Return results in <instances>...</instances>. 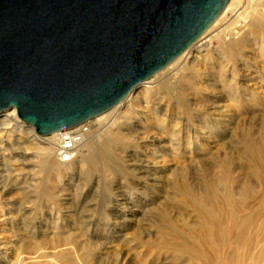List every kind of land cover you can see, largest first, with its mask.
<instances>
[{
    "label": "rangeland",
    "instance_id": "1",
    "mask_svg": "<svg viewBox=\"0 0 264 264\" xmlns=\"http://www.w3.org/2000/svg\"><path fill=\"white\" fill-rule=\"evenodd\" d=\"M255 43L257 44L254 46L245 47L241 60L236 61L237 76L235 78L241 85L228 91L217 80L218 77L212 78L213 69L217 65H211L205 58L208 55L207 51H203L201 53L203 56L198 58L205 62V68L212 67V70L209 74L206 70L205 76L195 79L196 85L201 84L203 88L198 87L199 91L189 96L186 105L191 107L200 104L209 111L218 112L222 111L225 105L231 104L235 111L225 127L219 125L208 140H206L207 136L199 139V134L191 136L193 131L191 128H182L184 132H180V137L178 135L177 139H174L179 146L177 150L175 149L173 156L167 150L171 146L170 138H168L170 134L155 128V124L153 126L145 124L147 120L153 122V119L150 118V105L145 104V96L140 98L139 105L135 108L145 112L144 118L133 120L130 127L140 126L139 133L135 136H141V139L137 140V143L131 141L125 147L121 154L123 160L121 163L125 165L124 168L137 169L140 165L132 157L137 159L145 155L146 158L148 149L156 150L146 140L145 130H151V135L159 137L157 145L168 152L164 160L154 165V168H151L152 166L149 168L151 176L160 177L159 186L150 184L151 180L146 178L144 173L134 170L133 174L128 175L126 179L119 174H111L110 178L104 182L105 187L102 181L96 179V176L90 179L83 176L79 160L71 164L72 167L65 173L46 174L37 166L36 151L31 150L27 155L20 157L17 154L18 150H13L14 146L5 147L2 151L6 155V162L11 170L7 167L0 173L6 177L10 173L11 180L27 174L32 179H27L29 188H25V191L14 187L11 182L10 187H0L1 250H4L7 245L10 247L13 245L14 251L22 248L26 250V253L31 254L33 244L41 243L37 251L40 257L39 264H60L63 248L56 252L54 259L51 258L55 248L54 243L57 242L55 238L75 233L78 241L98 246L97 255L109 258V262L114 254L119 253L122 260H125V264H223V262L228 264L225 262L226 259L223 261L224 251H230L228 249L231 248L225 249L223 242L220 241L221 229L225 225L224 216L220 215L219 224L215 228L210 226L212 230L209 232L206 227L204 229L200 227L203 219L198 215L196 203H204L209 215H217L224 207L222 201L225 189L221 180L223 171L227 169L232 179L231 194L235 199L241 198L239 192L241 187L253 192L251 199H248L244 205V213L256 209L259 204H264V167L250 160L249 151L235 139L231 140L235 145L231 148L232 150L223 152L216 149L221 142L230 140L231 133L232 135L235 133L232 127L236 125L233 123L236 117L240 119L239 123L243 126L241 132L243 137L254 141L264 139V42L261 49L260 42ZM210 45L209 50L213 49L216 43L213 42ZM214 58L217 62L221 60V56L217 54ZM220 79L227 81L228 74H222ZM143 87L138 88L137 91L141 92ZM251 89L255 91L252 93ZM236 101L240 103L239 106L232 104ZM3 112H0V120L3 118ZM211 116L218 115L211 113ZM107 119L103 115L100 120L95 118L90 119L91 121L87 120L81 123L80 128L75 132L87 135L90 129L98 128ZM223 121L222 117L219 123H224ZM171 124L174 125L173 120ZM121 130H125V127ZM189 130L192 142L198 143L191 146L190 150L185 148L182 141ZM201 132L206 135L205 129ZM46 136L48 135L40 137ZM11 140H14V135ZM226 155L230 157V160L227 161ZM173 167L180 175L176 179L179 187L189 185L193 196H187L184 192L171 187L172 179H166V177L170 176ZM121 198L126 201V207H123V204L118 205L122 203ZM213 206L217 207V211ZM118 209L126 213L128 220L106 215ZM162 209L168 212L174 223L173 228L160 224ZM130 210H132L131 215L128 213V211L131 212ZM220 220L223 223H220ZM82 224H86L85 230L82 229ZM263 226L261 225L260 229L257 228V231L255 229L248 231L247 240L241 245L240 257L234 260L233 264H264ZM174 231L183 235V238H175ZM182 245L187 247L184 252L180 247ZM189 251L197 252L198 257H192ZM7 257L6 260L9 262L10 257ZM28 260L32 264L34 259Z\"/></svg>",
    "mask_w": 264,
    "mask_h": 264
},
{
    "label": "bare ground",
    "instance_id": "2",
    "mask_svg": "<svg viewBox=\"0 0 264 264\" xmlns=\"http://www.w3.org/2000/svg\"><path fill=\"white\" fill-rule=\"evenodd\" d=\"M213 42L216 43V46L209 50L211 48L210 44ZM255 42H260V49L263 47L264 0H229L211 25H209V27L174 60L156 74L152 75L151 78L149 77L146 79L147 81L145 80L137 84L112 108L93 117L95 120H100L104 115L108 119L106 122L100 124L98 128L90 129L87 135H83L82 133L76 134L75 131L80 128L79 124L76 125L77 127H71L72 129L67 128L47 134L48 136L43 138L40 137L42 135L38 136L39 134H37L32 125L25 123L19 118L15 107L5 110L2 114L3 118L0 120V171H4L7 167L11 170L6 162V155L3 154L2 150L5 147L9 148L14 146L13 150H18L17 154L20 157L27 155L31 150L36 151L38 155L37 166L46 174L50 172H54L57 175L65 173L72 167L71 164L79 160L81 162L79 167L83 169V176L86 179L96 176V179H99L100 182L102 181L105 187L106 184L104 182L106 179L110 178L111 174H119L126 179L128 175L133 174L132 171L134 170L144 173V176L151 180L152 183L150 184L159 186L160 177L151 176L149 168L151 166V168H154V165L164 160L168 152L165 151V148L162 150L160 145H157L159 137L151 135V130H145V126L146 140H148L149 145L155 147L156 150L149 151L148 149L146 158L145 155L137 159L133 156L132 158L140 165L137 169L135 167L133 169H129V167L124 168L125 165L121 163V154L122 151L126 149L125 147L130 144L131 141L136 142L141 139V136H135L139 133L138 130L140 126L136 128L130 127L133 120L137 121L138 118H144L143 114L145 112L135 108V106L139 105L138 102L140 98L145 96V104L146 106L150 105V118H152L154 122L147 120L145 124H147V126H153V124H155V128L170 134L168 138H170L169 142L171 146L169 149H166L173 156L175 149L177 150L179 146L178 143H175L174 139H177L178 135L180 137V132H184L182 128H191L193 130L191 131V136L199 134V139L203 138V136H207L206 140H208L219 125L225 127L228 119L234 116L235 111L234 107L230 106L231 104L225 105L224 109L218 112L209 111L205 109L204 105L200 104H195L191 107L186 105L189 96H193L197 93L199 91L198 87L200 89L203 88L201 84L196 85L195 79L202 75L205 76L206 70L208 74L212 70V67L205 68V62L200 61L198 58L203 56L201 54L203 51H207L208 55L205 58H207L211 65H217V69H213L212 78L218 77L217 80L221 82L224 89L228 91L233 88H238V86L241 85L235 78L237 76L236 61L241 60L242 51L245 47L254 46L257 44ZM216 54L221 56L219 62L214 58ZM226 73L228 74V80H221V75ZM143 85L148 86L143 87ZM140 87H143L141 92L137 91ZM254 91V89H251L252 93ZM151 97L153 98L151 99ZM232 104L239 106L240 103L236 101ZM211 113L216 116L220 115L221 117H212ZM222 117L224 123H219ZM128 120H130L129 123L127 122ZM172 120L174 121V125L171 124ZM239 121L240 119L237 117L233 121V123L236 124L232 127V129H235V133H233V135L231 133L229 136L230 140L221 142L216 149L222 150L223 152L232 150L231 148H234L235 145H233L231 140L235 139L249 151L250 160L264 167V139L254 141L243 137L241 135L243 126L240 125ZM122 127H125V130H121ZM202 129L206 130V135L202 134ZM13 135L14 140H11ZM182 141L185 148H188V150L192 148L191 146L198 144L197 142L195 143V141L192 142L190 130L188 134H185V138H182ZM228 160H230L229 156H227V161ZM22 161L23 159L21 162ZM10 176V173L8 177L0 173V184L3 182V185L0 186L1 188H5L6 186L10 187V182L14 187L22 191H25V188H29V181H27V179H32L29 177L30 175H18L20 177L12 180L9 179ZM179 176L180 175L175 172V167H173L170 176H167L166 179H172V188L182 193L184 192L187 196H193L191 191L192 188L189 187V185L186 184L183 187H179L176 181ZM221 182H223L225 189L222 201L224 207L220 209L217 215H209L206 205L202 202H197L196 206L198 208L199 217L203 219L200 222V227L203 229L206 227V230L209 229V232L212 230L210 226L215 228L216 225L219 224L220 215L221 217L224 216L225 225L223 229H221L220 241L223 242L225 249H231H228L230 251H224L223 261L226 259L227 261L225 262L233 264L234 260H238L240 257L241 245L243 243L245 244L248 231L250 229L256 230L261 227V225H264V204H259L256 209H249L250 211L244 213V205L248 199H251L253 192L241 187L239 191L241 198L235 199L231 194L230 186L232 184V179H230V174L227 169L223 171ZM106 194H108L107 191ZM107 196H109V194ZM121 199L122 203H118V205L123 204V207H126V201H123V198ZM246 206H248V204ZM213 207L214 210L217 211V207ZM17 208L19 210L21 209L20 206ZM130 211L131 212L128 211V213L131 215L132 210ZM106 215L108 217H119L121 220H128L126 213L123 212L122 209L113 210L112 213H107ZM80 220L83 222L82 218ZM159 222L167 228H173L174 226L173 221L170 219L165 209H162L160 213ZM220 223H223L222 220H220ZM81 226L83 230L86 229V224H82ZM262 234L264 236V228ZM173 235L178 239L183 238V235L179 234L177 231H174ZM55 241L57 242L54 243L55 248L54 252L51 254V258L54 259L56 252L63 248L64 251L62 252L60 264H125V260H122L119 253L114 254L110 262L108 261L109 258L98 256V246L92 245L89 242L78 241L75 233L64 237L58 236L55 238ZM39 244L41 243L33 244L31 248L32 251L30 252L31 254L26 253V250L22 248H18L17 251H14L12 249L13 245L11 247L8 245L5 246L6 248H4V250H1L0 247V264H27L29 263V258L34 259L32 264H39L40 257L37 255ZM180 247L183 252L187 250V247L183 245ZM188 253L194 258L198 257V253L195 251H189ZM7 256L10 257L9 262L6 260L8 258Z\"/></svg>",
    "mask_w": 264,
    "mask_h": 264
},
{
    "label": "water",
    "instance_id": "3",
    "mask_svg": "<svg viewBox=\"0 0 264 264\" xmlns=\"http://www.w3.org/2000/svg\"><path fill=\"white\" fill-rule=\"evenodd\" d=\"M229 0H0V112L39 135L112 108Z\"/></svg>",
    "mask_w": 264,
    "mask_h": 264
}]
</instances>
